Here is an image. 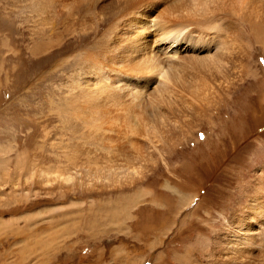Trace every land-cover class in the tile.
Returning <instances> with one entry per match:
<instances>
[{"label":"bare ground","instance_id":"1","mask_svg":"<svg viewBox=\"0 0 264 264\" xmlns=\"http://www.w3.org/2000/svg\"><path fill=\"white\" fill-rule=\"evenodd\" d=\"M0 11V21L6 25L1 33L3 43L7 45L6 36L12 28H20L27 41L38 39L32 46H24L30 56L45 60L63 55L58 65H65L61 71L64 78L55 84L60 94V105L54 109L60 116L55 127L60 131L53 139L51 131L45 129L38 143V150L50 160L27 171L22 153L16 150L12 170L8 168V154L14 147L8 144L0 151L8 156L5 174L11 170L18 174L10 178V186L6 184L10 179H5L7 190L2 192V199H13L14 206L3 203L8 210L3 215L8 217L0 219L4 220L0 228L24 222L4 231L1 256L70 251L63 238L57 247L29 245L31 237L52 230L50 222L56 210L51 206L69 203L76 207L72 209L79 219L88 217L85 222L95 223L97 218L90 228L82 227L86 231L69 235L75 236V243L81 235L93 238L92 231L103 225L110 213L126 221L136 216L129 210L137 204L165 207L167 196L144 185L145 179L155 176L162 188L176 197V205L172 203L177 214L201 198L195 185L191 188L196 190L187 192L179 188L178 170L193 182L198 179L194 174L201 173L200 162L195 163L188 153L184 159L192 164L182 159L172 163L176 156H185L176 152L195 141L198 148L201 127L206 129L207 139L210 132H217L218 142L210 147L212 152L223 153L222 144L227 148V141L236 136L244 142L250 130L243 122L246 109L230 122L222 115L231 114L228 110L234 104L235 90L263 77L258 70L264 63L257 64L252 52L264 54V0H0ZM6 45L13 54H19L16 47ZM23 128L27 134L33 129L27 125ZM255 172L252 190L245 193L243 187L244 201L221 214L220 227L218 222H211L213 210L205 211L209 230L196 233L199 243L192 255L186 250L174 256L180 264H213L218 260L223 264H264V165H258ZM21 174L26 175L21 178ZM221 175L212 178L224 181ZM221 181L217 196L223 197L225 205ZM220 202L218 199L216 205ZM37 206L42 207L31 214L15 215L20 213L18 208ZM192 206L195 213L201 208L200 202ZM171 220L162 222L161 229L170 227ZM211 230L214 233L208 239ZM154 231L142 237L153 239L150 246L164 233ZM61 237L64 235L58 241ZM204 254L209 259L203 260Z\"/></svg>","mask_w":264,"mask_h":264},{"label":"rangeland","instance_id":"2","mask_svg":"<svg viewBox=\"0 0 264 264\" xmlns=\"http://www.w3.org/2000/svg\"><path fill=\"white\" fill-rule=\"evenodd\" d=\"M4 28H6V25L2 24L0 21V151L8 144L12 146V148L14 147L13 151L8 154V156H11V160L8 162V168L13 170L15 168L14 157L16 154L14 151L19 150V152L22 153V156L20 155L21 160L26 161L29 168L27 171H30L36 169V165L43 164L50 160L49 157L45 159L42 151L40 152L38 150H41V148H38V143L40 142V136H43L42 133L44 130L48 129V131H51L53 139L57 138V132L60 131L59 128L55 127L60 117L54 112L55 107L60 105L58 101V96H60V94L58 90H55V84L60 78H64L63 75L61 76V71L65 70V65H58V62H61L64 56L61 55L62 57L60 56V59L58 58L59 55L50 56L45 60L44 57L33 58L29 55L24 46H32L34 41L38 39H34L33 43L30 42V40L27 41L28 38L25 37L26 35L21 36L22 33L19 27L18 30L12 28L9 37L6 36L8 47L12 46L18 49L19 54H13L9 48L6 49V44L1 41L3 38L2 34L5 31L3 30ZM62 53L64 52H61V54ZM252 55L254 60L256 59L257 64L259 62H261V64L264 63V54L261 51H254ZM258 73L263 77H259L255 82L252 81L251 84L246 83L247 88L235 90V96L233 98L234 104L229 108L230 110H228L231 114L222 115L224 119L230 122L233 120L234 115L241 116L244 114V109H246V116L243 118V122L245 126L250 125V130L246 132L244 142L243 139L236 136L234 139L227 141V148L225 147L226 143H223L221 146L224 152L227 151V155H223L224 152L222 153V151L212 152L210 147L215 146L218 142V139L215 137L217 132L214 131L212 133L209 131L210 134L207 139L205 138L206 129L201 127V132H199L200 135L198 136L201 141L200 146L198 148L196 147V141L185 144L176 152V155L183 154L185 156H176L172 161V163L174 161L179 163V161L181 162L183 160L182 162L191 163L189 159H184L187 157L186 155L188 153L190 158L193 157L192 159L195 160V163L196 161L200 162L199 172L201 174H194L195 177L198 175V179L195 178L193 182L181 169H179L178 174L181 177H178V180H180V182H176L183 192L196 190L191 188L194 187V185L196 186L197 193L201 197L194 202H200L201 205L200 210L196 213L195 209L192 208L194 203L184 210H182L183 206L178 210L177 214L174 213L177 202L176 197L174 194L170 193V190H168V192L163 189L160 182L156 180L158 176H155L156 178L149 179L148 181L145 179L144 185L153 188L155 193H163L167 196L168 201L165 203V207L160 208L157 205L148 204L147 202L137 204L136 207L134 206L130 207V210L128 209L129 212H132V214L136 216L126 221H121L119 217L116 218V214L112 216L113 214L110 213L107 217L109 219L105 221L104 218L102 221L103 225H98L92 231L91 235L93 238L95 236L93 234H96L94 239L87 237L85 235L86 233H84L85 236L81 235L80 240L75 243V236L69 235L76 231L81 232L80 229L86 231V229L82 227H86L87 229L90 228L98 222L97 218L95 223L85 222L86 220L89 221L88 217L85 218L84 221L79 219L75 210L76 207H72L69 203H63L56 207L51 206L52 208L50 209L56 210V212L53 213L54 218L50 222L51 227H53L52 230L41 234V236L39 235L40 237H31L34 240L30 239L29 245L33 246L32 244H34L35 246L33 247H39L48 243L45 245L57 247L58 245H62L64 241L65 244L70 247V251L65 253L60 251L58 253H49L48 255L33 253L19 256L12 254L1 256L0 254V264H180L177 260L178 258L176 259L174 256H176V254H185L186 250L191 252L192 255V251L197 248L195 246L199 243L195 239L196 233L200 232L203 234L209 230L205 218L207 212L205 211L208 209L210 210V208L213 210L210 212V214H213L211 222H218V227H220L219 225H221L223 221L221 214H227L232 205L235 206L237 202L244 201L243 187L245 193H250V190H252V180L255 179V170L258 165H264V101L261 100V92L264 93V66H261ZM49 87H51V89L48 90ZM249 88H251V92L247 91ZM257 94H259L258 97ZM233 110L236 111L233 112ZM239 122L240 120H237L236 124ZM24 125L33 127L31 133L27 134V129L23 128ZM233 129L235 130V126ZM223 131L227 133L226 129H223ZM223 139L224 136L221 137V142H223ZM256 140L258 141L256 142ZM8 156H3L0 153V219L3 218L4 220H6L8 215L3 214L8 210H6L7 206H3V203L8 202L10 208L14 206V203L11 198L4 201L2 199L4 197L2 192L7 190V188L4 187L6 184L10 186L14 175H18L12 174L14 172L12 170L10 174H5V169L7 168L4 160H6ZM214 174H222L221 178H224V181L218 180L224 182L222 189L224 190L223 195L225 196L227 205L222 204L223 197L220 198L219 195L217 196V194H220L218 193V185L221 184L219 181H215V179L212 178ZM25 175L26 174L23 176V174H21V178L25 177ZM162 178H165V176ZM5 179L6 181L8 179L10 180L5 184ZM151 180H154V182ZM122 198L123 197H121V199ZM116 199L118 200V198ZM218 199H221V202L217 206L216 201ZM212 201H214V203ZM121 204L122 203H119L117 206H121ZM21 205L25 206L27 204L21 203ZM94 205H97L95 200ZM204 206H207V208ZM41 207L42 206H37L32 209L26 207L18 208L17 212L20 211V213L15 212L17 213L15 215H24L30 211L40 210L34 209ZM124 207L125 205H123V208ZM31 213L32 212H30V214ZM171 218L173 219V224L168 228L161 229L163 227L161 226L162 222L171 220ZM4 220L1 221L0 224L3 223ZM20 222H17V224L19 223L21 226L24 222L23 220ZM122 222H125V225H119ZM14 224L15 223L12 222L9 228H7L8 226L0 228V242L1 239L4 238V231L7 232L13 228L15 229L17 224ZM206 225L208 228H205ZM61 229L64 231H60ZM151 230H155V233L159 230H164V233H161L162 235H158L159 238L152 244L153 246L149 245L150 241H153L152 238H142L143 236H147L145 234H149ZM213 233L214 231L211 230L207 238L210 239ZM60 235H64L65 238L61 237V241H58ZM67 236L70 238H67ZM120 237H124L122 239L123 241L119 239ZM47 238L50 239L46 241ZM62 238L64 239L63 241ZM99 238H101V240ZM205 243V241L202 242L203 245ZM65 244L63 246H65ZM1 249L2 244L0 243V250ZM204 255L203 260L209 259L208 255ZM213 264L223 263L218 260Z\"/></svg>","mask_w":264,"mask_h":264}]
</instances>
